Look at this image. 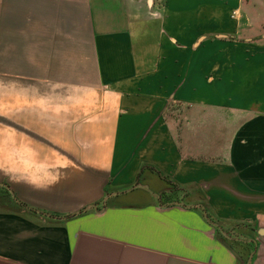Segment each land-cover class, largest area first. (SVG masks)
<instances>
[{"label":"crops","instance_id":"1","mask_svg":"<svg viewBox=\"0 0 264 264\" xmlns=\"http://www.w3.org/2000/svg\"><path fill=\"white\" fill-rule=\"evenodd\" d=\"M0 264H264V0H0Z\"/></svg>","mask_w":264,"mask_h":264}]
</instances>
